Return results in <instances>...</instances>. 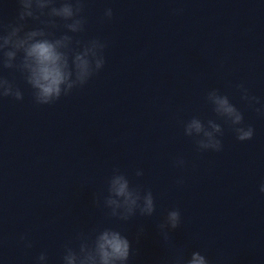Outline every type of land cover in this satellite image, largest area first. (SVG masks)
Wrapping results in <instances>:
<instances>
[{
	"label": "clouds",
	"instance_id": "obj_1",
	"mask_svg": "<svg viewBox=\"0 0 264 264\" xmlns=\"http://www.w3.org/2000/svg\"><path fill=\"white\" fill-rule=\"evenodd\" d=\"M19 5L14 21L5 23L0 19V101L24 100V91L16 82L13 73H18L31 91V101L36 106H51L84 88L97 76L106 64L108 41L99 37L87 40L79 36L86 31L87 0H17ZM174 15L182 8L172 10ZM114 12L105 8L103 19L111 20ZM32 21V25H29ZM240 100L248 108L264 117V103L252 94L244 83L235 85ZM205 102L211 106L215 118L193 115L182 122L183 135L190 138L198 153L223 150V121L240 142L253 139L255 129L245 122L244 112L219 89L206 92ZM259 105V107H257ZM186 160L179 156L174 167L184 168ZM144 175L137 169V178ZM184 183L183 178L175 182ZM104 190L93 192L92 205L101 210L108 221L127 223L136 217H152L156 212L153 192L140 183L133 184L128 174L114 167L107 177ZM264 194V182L260 184ZM181 225L178 208L167 211L163 220L156 225L158 236L166 254L154 264H212L201 251L185 255L173 233ZM145 235L143 225L137 229L135 240L139 244ZM25 249H31L33 242L27 233L19 236ZM139 254L133 242L120 228L103 221L89 229L77 231L72 239L62 246L60 264H130ZM33 264H51L46 250L34 257Z\"/></svg>",
	"mask_w": 264,
	"mask_h": 264
}]
</instances>
